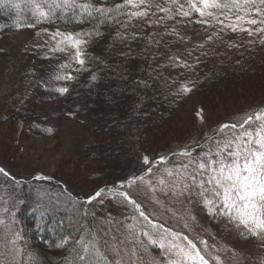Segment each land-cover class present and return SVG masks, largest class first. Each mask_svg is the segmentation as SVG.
<instances>
[{
	"label": "snow or ice",
	"instance_id": "obj_1",
	"mask_svg": "<svg viewBox=\"0 0 264 264\" xmlns=\"http://www.w3.org/2000/svg\"><path fill=\"white\" fill-rule=\"evenodd\" d=\"M0 8L14 9L23 17L15 24L17 30L38 29L37 37L45 39L34 47L46 48L51 54L46 58L54 59L57 53L67 56L50 77L65 82L54 89L61 96L70 93L67 83L87 71L88 64H103L87 49L108 34L128 49L119 54L125 60L132 43L142 41L146 53L154 48L153 61L167 60V64L157 63L160 69H191L180 55H169L172 44L167 39L183 43L186 37L180 29L190 23L202 26L205 43L222 41L223 34L231 32L258 38L264 45V0H0ZM104 28L114 33H105ZM149 28L153 31L144 35ZM205 43L198 47L203 49ZM97 78L91 75L92 81ZM171 83L178 96L195 87L191 81ZM137 84L147 87L144 81ZM194 116L203 126L204 109L196 110ZM137 163L139 167L128 175L82 199L62 189L54 201L38 206L42 219L51 213L57 226L67 221L71 229L61 238L60 246L71 241L66 264H249L246 256L216 240L199 223L201 214L209 223L225 221L241 239H254L264 249V105L220 123L202 137L197 134L163 155L143 154ZM0 176L6 182L0 185L5 188V195H0V264H35V257L24 247L16 201L6 198L21 181L2 166ZM34 179L53 177L37 173ZM106 201L123 209L120 217L103 212ZM61 210L66 215L57 219ZM97 210L102 214L97 215ZM259 264H264V258Z\"/></svg>",
	"mask_w": 264,
	"mask_h": 264
},
{
	"label": "trees",
	"instance_id": "obj_2",
	"mask_svg": "<svg viewBox=\"0 0 264 264\" xmlns=\"http://www.w3.org/2000/svg\"><path fill=\"white\" fill-rule=\"evenodd\" d=\"M22 20L14 9L0 8V34L16 28L15 24ZM102 30L114 33L109 28ZM151 31L153 29H147L144 35ZM180 31L186 37L183 43L167 38L172 44L169 55H180L192 65L191 69L157 68V63L167 64V60L153 61L155 49L146 53L142 41L131 44V55L125 60L119 54L128 49L114 42L112 34L88 47V53L99 57L103 64L95 61L88 64L87 71L67 83L70 93L62 96L66 115L77 120L88 119L93 124L92 139L84 145L83 157L87 163L79 170L80 180L71 179L64 171L47 175L53 177L47 181L35 180V174L20 176L10 168L9 161L4 160V151L0 150V166L21 181L14 190L7 192L6 198L10 196L16 201V217L25 235L24 247L35 257V264H66L70 258L71 241L60 246L61 238L71 232L67 221L57 226L51 213L43 215L42 219V209L38 207L54 201L62 189L82 199L137 169V159L141 155H163L175 150L184 139L189 141L197 134L202 137L208 132V126L224 123L231 113H239L245 100L264 105V45L259 44L258 38L225 32L222 41L205 43V33L199 24H187ZM248 39H257V42L249 44ZM201 43H205L203 49L198 47ZM233 43L240 46H229ZM93 73L98 77L96 81L91 80ZM173 80L195 83L193 91L188 93L197 98L192 110L183 112L179 108L184 95L175 94ZM138 81L146 82L147 87L138 85ZM8 96L11 99H7ZM44 101L43 94L36 88L22 87L17 92L7 93L0 107L8 102L7 110L22 122L36 118ZM200 108L204 109L203 126L194 116ZM6 118L10 122V116ZM0 180L6 186L4 177L0 176ZM110 204L114 203L105 202L103 212L120 217L123 209L114 204L111 209L120 211H110ZM101 214L97 210V215ZM64 215L66 213L61 210L56 218ZM248 262L253 264V261Z\"/></svg>",
	"mask_w": 264,
	"mask_h": 264
},
{
	"label": "rangeland",
	"instance_id": "obj_3",
	"mask_svg": "<svg viewBox=\"0 0 264 264\" xmlns=\"http://www.w3.org/2000/svg\"><path fill=\"white\" fill-rule=\"evenodd\" d=\"M37 30L14 28L0 34V101L7 93L17 92L22 87L36 88L45 99L40 105L38 116L28 121L14 119L11 110H7L8 102L0 107V150L4 151V160L9 161L7 163L10 168L20 176L37 173L56 175L64 171L71 179L78 181L79 170L86 167L83 150L87 141L92 139L93 124L88 119L77 120L66 115L62 96L54 91L65 82L50 80V77L55 75L57 66L67 56L57 53L54 59L46 58L51 55L46 48L34 47L42 45L45 39L37 37ZM7 99H11V96ZM195 103V96L184 95L180 98L179 108L183 112L190 111ZM259 105L257 101L245 100L239 113H231L224 121H230ZM8 115L10 122L6 118ZM219 124L208 126L207 133ZM187 142L184 139L178 145ZM4 190L0 187V195H5ZM113 207L114 204L108 205L110 211H120L111 209ZM198 219L204 228L215 235L216 240L234 247L237 253H242L253 264L264 258V249L258 247L254 239H241L232 225L225 221L209 223L208 218L202 214Z\"/></svg>",
	"mask_w": 264,
	"mask_h": 264
}]
</instances>
